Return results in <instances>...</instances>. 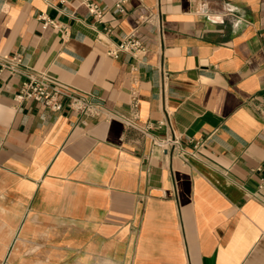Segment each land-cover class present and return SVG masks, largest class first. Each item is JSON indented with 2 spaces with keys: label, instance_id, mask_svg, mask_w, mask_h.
<instances>
[{
  "label": "crops",
  "instance_id": "obj_1",
  "mask_svg": "<svg viewBox=\"0 0 264 264\" xmlns=\"http://www.w3.org/2000/svg\"><path fill=\"white\" fill-rule=\"evenodd\" d=\"M93 1L0 0V58L102 106L0 72V264H264V0ZM133 32L145 55H108ZM171 135L183 155L153 148Z\"/></svg>",
  "mask_w": 264,
  "mask_h": 264
},
{
  "label": "built area",
  "instance_id": "obj_2",
  "mask_svg": "<svg viewBox=\"0 0 264 264\" xmlns=\"http://www.w3.org/2000/svg\"><path fill=\"white\" fill-rule=\"evenodd\" d=\"M126 0H117L115 3V9L122 13L124 11V4ZM89 12L97 19L101 20L104 14L96 2L93 0H84ZM45 27H53L63 35L68 34V30L65 26L59 22L43 18ZM147 49L141 39H139L133 32L126 36L122 42L112 50L108 52L109 56L117 58L121 53L130 54L133 57L145 55ZM136 67L134 68V70ZM7 71L12 75L26 78L21 88V96L26 100H31L48 108L52 112H61L64 109L78 112L82 115L91 111L95 115H99L102 108L101 104L91 94H80L70 86L61 84L56 80L49 78L44 74L34 75L32 70L25 66L22 57L16 55L8 58H0V72ZM133 108L134 114L132 117L123 116L122 122L128 129H133L141 134L147 135L149 130L153 128L151 124L140 125L138 118V103L136 100V94L133 92ZM161 125L163 122L160 123ZM153 148L159 149L163 154L173 152L178 156L185 153V150L181 146V140L178 136L171 135L166 138H159L157 136L151 137ZM202 143H197L192 151L191 155H196L202 148Z\"/></svg>",
  "mask_w": 264,
  "mask_h": 264
}]
</instances>
